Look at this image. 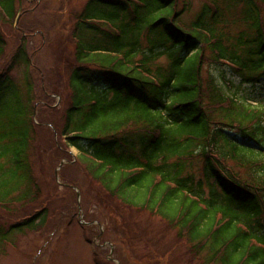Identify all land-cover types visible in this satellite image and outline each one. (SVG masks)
<instances>
[{
	"label": "trees",
	"instance_id": "obj_1",
	"mask_svg": "<svg viewBox=\"0 0 264 264\" xmlns=\"http://www.w3.org/2000/svg\"><path fill=\"white\" fill-rule=\"evenodd\" d=\"M178 1L136 4V13L139 7L154 14L146 22L137 18L140 33L152 34L148 53L138 49L140 33L105 44L92 25L80 23L115 15L87 12L78 20L73 63L60 76L70 95L58 139L78 151L87 188L91 181L100 187L92 196L97 207L108 211L118 199L158 216L186 246L185 264H264V106L227 95L212 73L203 75L208 65L229 68L244 85L254 86L264 77V0H207L186 26L177 19ZM238 3L244 4L240 21L246 28L231 34L225 21ZM15 15V0H0V20L12 23ZM5 41L0 31L3 62ZM165 44L175 53L161 67L157 60L165 54L153 49ZM18 49L12 69L28 63L24 46ZM9 71L6 66L1 73L0 89L2 97L18 98L20 135L11 161L1 149L0 160L6 159L14 169L9 176L15 178L20 171L28 176L26 153L33 134L26 119L32 113L29 96V103L22 104V93L10 86ZM5 139L0 136L7 144ZM193 161L202 163L201 181L184 175ZM12 183L0 182V213H8L6 200L19 189L9 191ZM27 197L25 191L18 200ZM39 212L24 222L28 230L38 227L35 222L48 209Z\"/></svg>",
	"mask_w": 264,
	"mask_h": 264
},
{
	"label": "rangeland",
	"instance_id": "obj_2",
	"mask_svg": "<svg viewBox=\"0 0 264 264\" xmlns=\"http://www.w3.org/2000/svg\"><path fill=\"white\" fill-rule=\"evenodd\" d=\"M104 1L117 4H104ZM135 1L15 0L16 18L12 23L0 20V31L6 40V60L0 61V75L9 66L10 86L22 93V104L29 103L26 100L29 96L28 113L32 115L26 120L31 124L33 134L26 153L28 176H20L24 175L20 171L19 176L12 178L9 175L14 169L9 168L6 159L0 160V165L4 166V169L0 168V182L12 180L14 183L9 184V191L19 188L12 197L5 199L8 213L4 210L0 213V264H185L183 253L186 246L158 216L152 217L148 211L128 208L118 199L109 205L108 211L97 207L92 196L96 189L101 190L100 187L91 181L87 188V178L77 162L78 151L68 149L62 144L63 140L58 139L63 111L68 106L70 95L65 80L60 82V76L65 75L68 65L73 63L72 36L76 22L87 12L89 15L95 12L115 15L113 19H83L80 23L92 25L98 36L105 39V44L115 41V37L122 38L124 42L127 35L140 33L143 25H140L137 17L144 22L154 17V14L143 12L139 7L136 13ZM206 1H178L176 12L180 24H190ZM243 5L238 3L231 8L230 16L226 18L225 22L231 23L226 24L231 34L246 28L240 21ZM222 27L217 26L221 30ZM242 35L244 40L248 36L247 32ZM150 39L152 34L148 37L146 30L142 31L138 49L148 53ZM20 45L24 46L28 63L12 69V58L17 55ZM157 46L153 53L165 54L158 58L157 64L166 67L167 55L174 54L175 50L169 44ZM206 71L215 76L227 95L234 94L239 99L245 98L254 101L253 104L264 106V77H260L253 86L241 83L240 78L227 67L204 65V76ZM28 86L31 90H28ZM27 92L30 94L27 95ZM2 96L0 89V100L3 98L0 101V136L6 137L5 143L8 145L0 142V149L11 161L14 151L18 149L15 142L20 135V118L16 116L18 98L12 94ZM61 153L66 154L62 156ZM62 158L63 167L55 172ZM201 165V162L193 161L184 168V175L190 174L195 182L201 181ZM202 182V189L207 192V185L205 181ZM25 191L28 197L19 201L20 194ZM76 198H80L79 213ZM45 208L48 213L41 214L37 219L35 225L38 227L28 230V225L24 223L26 219ZM42 219L44 221L41 223ZM121 220L126 223L123 225ZM125 225H128V231H123Z\"/></svg>",
	"mask_w": 264,
	"mask_h": 264
},
{
	"label": "water",
	"instance_id": "obj_3",
	"mask_svg": "<svg viewBox=\"0 0 264 264\" xmlns=\"http://www.w3.org/2000/svg\"><path fill=\"white\" fill-rule=\"evenodd\" d=\"M63 163L60 164V166L62 165ZM77 197H79V193H77ZM79 199V198H78Z\"/></svg>",
	"mask_w": 264,
	"mask_h": 264
}]
</instances>
